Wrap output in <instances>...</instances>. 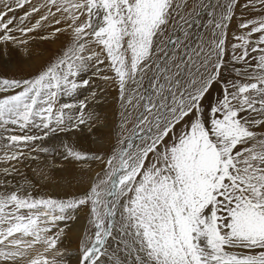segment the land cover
<instances>
[{"label":"snow or ice","instance_id":"obj_1","mask_svg":"<svg viewBox=\"0 0 264 264\" xmlns=\"http://www.w3.org/2000/svg\"><path fill=\"white\" fill-rule=\"evenodd\" d=\"M16 59L0 264H264V0H0V67ZM99 128L94 152L73 139ZM42 157L90 179L35 194L22 167Z\"/></svg>","mask_w":264,"mask_h":264},{"label":"bare ground","instance_id":"obj_2","mask_svg":"<svg viewBox=\"0 0 264 264\" xmlns=\"http://www.w3.org/2000/svg\"><path fill=\"white\" fill-rule=\"evenodd\" d=\"M243 2L244 0H241V3ZM234 27L235 21L233 22V28ZM41 48H43L42 45ZM5 68L9 70V73H12V70L15 69V64L13 63L11 67ZM97 83H100L101 86H103L102 82L97 81ZM109 89H107L104 93H100L101 100H106L107 103H101L99 112L101 117H104L105 115L107 116V121L109 125H111L116 119V110L118 108V104L115 99L117 95L116 91L113 90L114 92H112ZM106 131L108 130L103 128H99L94 133H87V131H85L84 134H75L73 139H75L78 143V146L82 147L84 150L94 152L98 148V145L95 141L100 137L102 132ZM56 162L60 163L61 161L59 158H57ZM51 163L52 161L50 157H42V159L38 161L26 162V166L22 167V170L26 173L28 178L31 179L35 185H37L35 194H50L54 197H63L67 193L80 191L82 184H86L90 179V173H81V171L72 164H66L64 170H54L50 167ZM93 167L95 169L96 166L94 165ZM33 169H36V171H33ZM37 173H39V175ZM45 177H47V179H45ZM78 228L79 224H73L71 230L68 232L67 237L64 239L62 247L68 251L75 252L77 247Z\"/></svg>","mask_w":264,"mask_h":264},{"label":"rangeland","instance_id":"obj_3","mask_svg":"<svg viewBox=\"0 0 264 264\" xmlns=\"http://www.w3.org/2000/svg\"><path fill=\"white\" fill-rule=\"evenodd\" d=\"M45 46H46V47H45ZM42 47H43L44 49H49V50H50L48 54H50L51 51H54V50H55L54 47H52L51 45H47V44L42 45ZM18 61H19L18 59L14 60L15 69L12 70L13 72L11 71L12 73H9V70H8L7 68H5V67H0V74H4V75L17 74V75H19V74H24L25 72L29 71L28 69H26V68L24 67V65H23L22 63H20V62H18ZM16 67H17V68H16ZM22 67H23V68H22ZM16 69H17V70H16ZM108 89H109V88H108ZM109 90L112 91V92L115 91V90L112 89V88H110ZM113 90H114V91H113ZM116 94H117V93H116Z\"/></svg>","mask_w":264,"mask_h":264}]
</instances>
